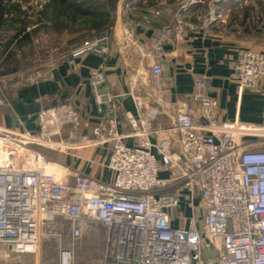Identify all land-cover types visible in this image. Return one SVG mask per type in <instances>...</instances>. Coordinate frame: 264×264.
I'll return each mask as SVG.
<instances>
[{
	"label": "built area",
	"instance_id": "2783aa9c",
	"mask_svg": "<svg viewBox=\"0 0 264 264\" xmlns=\"http://www.w3.org/2000/svg\"><path fill=\"white\" fill-rule=\"evenodd\" d=\"M124 35L127 44L134 43L132 30L124 29ZM180 38V28L165 26L155 30L150 41L159 53L163 44ZM111 39L110 28L97 30L66 56L105 57ZM54 62L47 61L26 80L46 77ZM234 74L239 91L255 88L264 76V51H242ZM138 80L137 74L131 76V89ZM88 81L102 119L91 137H81L79 146L110 142L107 166L114 179H89L33 148L55 144L49 139L65 128L74 136L88 127L69 104L41 110L37 135L0 128V247L5 257L37 254L42 240L60 239L67 231L69 241L58 249V264H73L74 247L101 225L106 230L103 264H264V146L255 140L264 129L238 120L214 122L217 103L206 96V82L200 78L193 82L198 107L181 104L176 126L152 128L157 111L142 110L137 97L138 115L130 118L132 132L124 135L117 131L116 95L103 89L104 69H92ZM143 84L163 93L160 65L150 64ZM5 105L0 96V107ZM200 118L207 123L199 124ZM176 133L179 147L173 152ZM128 137L135 143L126 144ZM161 168L169 177H159ZM182 194L192 210L194 198H200L201 227L171 226L169 212L180 205ZM205 246L216 252L215 261H205Z\"/></svg>",
	"mask_w": 264,
	"mask_h": 264
},
{
	"label": "crops",
	"instance_id": "0c3cea01",
	"mask_svg": "<svg viewBox=\"0 0 264 264\" xmlns=\"http://www.w3.org/2000/svg\"><path fill=\"white\" fill-rule=\"evenodd\" d=\"M170 1L173 0H118L115 9L108 15L111 25L107 28L111 29L112 39L107 56L88 55L84 59L67 57L66 53L73 46L91 34L75 40L64 34L63 40L59 42L60 53H53V50L44 59V63L55 60L52 71L34 83L26 80L30 73L26 72L31 67H39V64L31 66L34 60L26 58L25 66H15V61L6 59V53L0 50V78L4 80L0 82V96L7 101V105L0 107V128L9 132L37 135V116L41 110L69 104L79 113L81 120L88 123V127L74 136L70 135V128H65L60 135L49 139L55 144L33 148L50 160L63 163L89 179L112 182L114 173L107 166L112 152L111 143L79 146L81 137H91L92 128L102 119L96 111L88 81L90 71L102 67L106 75L103 89L116 95L117 131L121 134L132 132L129 120L138 115L135 104L137 97L143 102L142 110L149 113L157 111L152 119V128L176 126L181 104L198 107V102L193 99V82L200 78L206 82V96L217 103L213 110L214 122L219 124L238 120L264 129V76L255 88L239 91L234 74V65L242 51H264V42L259 41L264 34L256 33L262 36L249 39L255 34L251 31L256 24L251 27L248 23L243 29L250 30L245 33H233L225 29L219 18L222 17L221 12L229 11L232 5L242 10L243 14L239 15L241 25L248 22L250 0H210L207 9H202V12L198 0H175L178 1L175 6ZM159 5L164 7L160 8ZM257 9L259 27L256 28L264 32V0H260ZM165 26L180 28L181 38L174 43L163 44L161 51L156 53L150 37L155 30ZM124 29L133 31V44L126 43ZM22 39L26 41L25 37ZM57 45L54 43L53 48H58ZM151 63L160 65L162 69L164 91L159 95L152 85L143 84L149 75ZM134 74L141 80L131 89L129 80ZM198 123L203 125L207 122L200 118ZM179 138V133L173 135L171 151L178 150ZM255 140L258 147H263L264 132ZM124 141L132 145L136 139L128 137ZM151 141L155 143V137ZM153 152L156 153L155 149ZM158 175L167 178L169 172L161 168ZM194 204L195 210H192L182 194L180 205L169 212L173 228L202 226L204 211L198 196L194 198ZM203 252L205 261H215L216 252L211 247L205 246Z\"/></svg>",
	"mask_w": 264,
	"mask_h": 264
},
{
	"label": "rangeland",
	"instance_id": "374dc122",
	"mask_svg": "<svg viewBox=\"0 0 264 264\" xmlns=\"http://www.w3.org/2000/svg\"><path fill=\"white\" fill-rule=\"evenodd\" d=\"M64 1L0 0V50L4 51V54L6 53L5 58L13 59L15 66H25L24 59H33L34 64L32 63L31 66L39 64V67H31L26 72L28 73L45 67L47 65L46 62L44 63V59L47 58L45 56L53 50L56 51L53 53H60L59 42L63 40L64 34L70 35L75 40L96 31L97 28L94 25L97 23V19L77 13L74 16V8L70 6L69 1ZM178 1L174 0V2ZM198 1L201 12L202 9L206 10L210 0ZM259 5L260 0H250L249 21L242 25L239 16L243 14L242 10L232 5L229 11L221 12L220 16L222 17L219 18L222 19L226 30L242 33V29L248 23L251 27L253 24L259 27L256 20ZM252 17L253 19H251ZM261 33L264 34L263 31ZM252 35L253 37L251 36L249 39L262 36L256 33ZM24 37L26 41L22 39ZM262 40H264V35L259 39L264 42ZM54 43L58 44V48H53ZM68 235V232L65 231L60 239L48 237L42 240L37 254H15L5 257V252L0 247V264H58V249L67 247ZM105 239L106 232L101 225L97 226L91 234L84 235L80 243L73 249V264H103Z\"/></svg>",
	"mask_w": 264,
	"mask_h": 264
},
{
	"label": "trees",
	"instance_id": "16d2710c",
	"mask_svg": "<svg viewBox=\"0 0 264 264\" xmlns=\"http://www.w3.org/2000/svg\"><path fill=\"white\" fill-rule=\"evenodd\" d=\"M61 1H64V0H61ZM67 1H69L70 6H72V8H74V11H73L74 16L77 13V14H81L83 16L92 17L93 19H97V23L94 25V27L97 28L96 29V31H97V30H101V29L110 27L111 21L109 20L108 15L111 11H113L115 9L118 0H67ZM170 3L171 4L174 3L173 6H175V4H176V2H174V0L170 1ZM152 5L155 6V3H152ZM159 7L163 8L164 5H159ZM247 30H250V29H243L242 33L247 32ZM258 30L259 29H257V28H253V30L251 32L252 33L262 32V31H260V30L258 31ZM76 45H78V44H76Z\"/></svg>",
	"mask_w": 264,
	"mask_h": 264
},
{
	"label": "water",
	"instance_id": "95a60500",
	"mask_svg": "<svg viewBox=\"0 0 264 264\" xmlns=\"http://www.w3.org/2000/svg\"><path fill=\"white\" fill-rule=\"evenodd\" d=\"M215 264H217V263H215Z\"/></svg>",
	"mask_w": 264,
	"mask_h": 264
}]
</instances>
